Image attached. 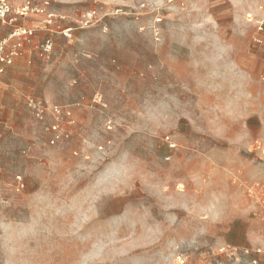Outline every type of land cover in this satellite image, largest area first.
Here are the masks:
<instances>
[{
  "label": "rangeland",
  "instance_id": "rangeland-1",
  "mask_svg": "<svg viewBox=\"0 0 264 264\" xmlns=\"http://www.w3.org/2000/svg\"><path fill=\"white\" fill-rule=\"evenodd\" d=\"M44 1L0 63V264H264V0Z\"/></svg>",
  "mask_w": 264,
  "mask_h": 264
},
{
  "label": "built area",
  "instance_id": "built-area-1",
  "mask_svg": "<svg viewBox=\"0 0 264 264\" xmlns=\"http://www.w3.org/2000/svg\"><path fill=\"white\" fill-rule=\"evenodd\" d=\"M49 3L44 1L42 5L35 4L34 0H23L16 8L12 7L8 0H0V20L2 23H7L11 26L7 37H0V63L9 64L12 62L16 55L18 47L21 46L22 40L29 38L33 34V29L17 25L16 21L20 18L28 19L33 15H42L46 25L51 26L58 20H62L61 16H56L48 10ZM264 17V14H263ZM65 36H70L71 28L65 27L61 30ZM10 39H16V41L8 46ZM52 43L47 41L45 48L50 50ZM262 221L264 223V214L262 215Z\"/></svg>",
  "mask_w": 264,
  "mask_h": 264
},
{
  "label": "crops",
  "instance_id": "crops-1",
  "mask_svg": "<svg viewBox=\"0 0 264 264\" xmlns=\"http://www.w3.org/2000/svg\"><path fill=\"white\" fill-rule=\"evenodd\" d=\"M24 40V39H23Z\"/></svg>",
  "mask_w": 264,
  "mask_h": 264
}]
</instances>
